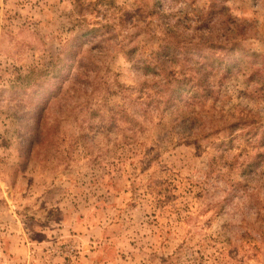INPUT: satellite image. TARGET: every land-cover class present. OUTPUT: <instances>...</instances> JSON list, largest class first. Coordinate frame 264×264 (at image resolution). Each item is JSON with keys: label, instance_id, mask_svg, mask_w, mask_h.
Here are the masks:
<instances>
[{"label": "rangeland", "instance_id": "obj_1", "mask_svg": "<svg viewBox=\"0 0 264 264\" xmlns=\"http://www.w3.org/2000/svg\"><path fill=\"white\" fill-rule=\"evenodd\" d=\"M95 1L0 0V264H264V95L248 80L264 67V0H221L232 20L208 32L209 0H161L159 16L155 0ZM236 22L242 48L212 99L182 83L179 111L150 102L136 44L180 52L169 67L184 74ZM80 24L112 33L93 42Z\"/></svg>", "mask_w": 264, "mask_h": 264}, {"label": "trees", "instance_id": "obj_2", "mask_svg": "<svg viewBox=\"0 0 264 264\" xmlns=\"http://www.w3.org/2000/svg\"><path fill=\"white\" fill-rule=\"evenodd\" d=\"M103 0H97L91 4L95 5V7L100 6V3ZM110 1V0H108ZM114 2V1H113ZM113 2L109 4H105L102 2L101 5H104L108 8V10L113 8ZM155 5L149 6L148 16H159L161 13L164 15V11H162L160 8L157 7L158 4H161V0H155ZM197 15L199 16V21L203 26V29L208 32L209 24L211 22L219 24L220 22H227L232 20V12L231 10L224 6L223 1L221 0H209V5L207 8L204 6L198 5L196 7ZM138 12H141V9H138ZM224 19V21H223ZM215 20V21H214ZM106 26L110 29V26ZM102 26V27H103ZM242 23L236 22L233 24V27L226 28L225 32L222 37H218L217 39H214L211 43H209V51L210 54L206 56L205 60L201 62V65H199L198 60L193 59H187L189 62H181L180 64L183 65V67H187L188 69L184 74L181 70L176 71L174 69H171L169 66L173 65L174 62H178V57H180V52H144L145 47L147 44H136L135 47H133L130 50V56L131 58L135 59V67L138 69V71H142L143 75L145 77H148V79H157V86H156V97L155 99H151L150 102L157 103L155 104V107L163 108V111L167 112V110L171 109V107L176 106V110L179 111L181 108V105H177L178 101H184L183 97L180 93L181 84H187L191 83L193 84L190 91L195 92V90H200L202 93H204V100H210L212 99V96H215L217 93V89L220 88L223 79H228L229 76L233 72V67L235 62H232V57L234 51H236L239 48H242V45L240 44V41L238 39L239 35H245L244 27ZM79 31L85 30L84 25L80 24L78 29ZM237 30V32H236ZM107 33H112V31H109ZM107 33H101V28L97 27H90L88 30H85L83 32V36H92L93 42L99 41V36H101L100 40L104 39L102 37H105L108 35ZM237 34L236 36H234ZM143 41V39L141 40ZM138 42V43H141ZM245 53V52H244ZM187 57V56H186ZM78 56H75L74 60H77ZM92 59V58H90ZM196 68L199 76L198 78L194 76V74H189V71L192 68ZM183 69V68H182ZM54 70L48 71L47 73H51ZM137 71V72H138ZM101 72L100 64L99 62L90 61V86L93 87L92 95L95 92L96 86L101 81V77H99V74ZM77 71L72 72L70 74V77L67 79L68 81L72 80V78L77 75ZM80 74V73H79ZM214 77H218L217 81L214 80ZM196 78L199 82L196 81ZM248 80L253 83L254 87L256 88L257 92H261L262 95H264V67L261 68V65L254 66V68L250 69V74L248 75ZM99 80V81H97ZM65 85L60 87V96L66 94L65 91ZM198 88V89H197ZM62 89V90H61ZM58 94V93H57ZM58 95V96H59ZM56 96V95H55ZM54 96V97H55ZM48 100V102L42 107L43 112L41 114V118L38 125V135L42 134V124L44 123L45 118V112L48 109V107L53 102V98ZM57 98V97H56ZM216 100V98H215ZM205 102V101H204ZM186 104V102H184ZM188 106L195 108L194 104L188 103ZM143 111V115L147 117L149 115L150 109L145 108ZM128 114V108L123 109V113ZM219 119L213 118L212 121H216ZM210 122V120H208ZM244 122L237 121H224L225 127L229 129H234L235 127L239 125H243ZM43 127V126H42Z\"/></svg>", "mask_w": 264, "mask_h": 264}]
</instances>
